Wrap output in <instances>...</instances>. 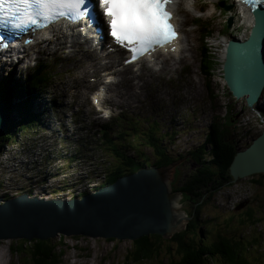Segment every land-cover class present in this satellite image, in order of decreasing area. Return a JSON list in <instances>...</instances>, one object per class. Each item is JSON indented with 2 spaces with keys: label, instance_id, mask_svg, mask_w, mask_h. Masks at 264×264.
Instances as JSON below:
<instances>
[{
  "label": "rangeland",
  "instance_id": "374dc122",
  "mask_svg": "<svg viewBox=\"0 0 264 264\" xmlns=\"http://www.w3.org/2000/svg\"><path fill=\"white\" fill-rule=\"evenodd\" d=\"M196 2L203 7L202 15H198L199 13L196 11L198 6L195 4H192L196 7L193 12L191 8H187L188 1L182 2L181 0L177 6V11L180 13L178 20L182 26V32H186V41L189 43L187 46L188 53L190 52L189 56L182 61L181 65L182 67L188 62V65H191L188 66L185 74L181 73L180 66H178L173 72L169 71V69H164L162 72H157L158 74H155V77L149 78L146 75V68L144 66L141 70L129 68L134 73H141L134 79L132 84L131 82H126L128 85L126 87L122 73L110 76L104 73L106 71L104 66L109 65L108 60L112 58H104L101 61L98 74L86 73L90 69L93 70V66L98 63L97 60L93 61L90 57H83L84 62L80 64L74 62L73 66L71 65L72 62L62 61L64 60L62 55L67 53L69 43H67L66 48L62 49L56 47L55 44L41 45L38 49L31 48L25 54L21 53V55L24 54L26 56L14 63H11L9 61L10 59L0 57V63H2L0 65V81H8L11 79L16 83L39 65L48 66V75L52 76L49 81L42 83L41 89L37 90L36 95L33 97V110H36L35 107H40V111L44 108L48 109V112L45 110V113L43 111L40 116L42 125L38 129L36 128L37 130H35V126L28 129V126L23 125L22 130L26 131L28 129V131L26 133H20L17 136V140L13 142L14 144L9 143V145H5L6 147L2 146L3 150L1 149L0 152V185L3 184L5 190L0 191V198H4L2 196L4 194L13 196L22 192L38 196L31 191V189H37L41 191L38 197L51 199L53 197L46 193L45 189H52L61 198L67 199L72 197L69 194V190L72 188L71 185L75 186V190H80L76 187L78 182L83 183L89 188L90 185L85 182L89 179V175L94 177L99 173L103 174L105 169L108 168L101 163L103 161L100 160L102 157L100 156L102 153L100 149H91L96 151L97 154L95 156L99 159L88 152L87 156L92 154V158L87 161L88 166H78V169L73 168L74 165L71 162L68 163L66 161L64 164L58 165L53 164L52 160L59 157L57 155V153L59 154V150L62 154H64L63 150H66L68 152L67 155L74 153L76 139H81V136L83 137L85 132V134L91 135L90 131H95L97 125L112 122L111 116H117L124 112V110H127L128 113L140 114L142 118L141 128L146 129L150 124L154 132H157V130L156 125L152 121L157 119L161 124V132H163L161 135L167 140L165 144L169 145L175 154L179 151H186L200 146L204 141V135L208 125L216 119L222 121L224 119V106L226 103H231L233 113H237V115L234 117V120H231L233 127L231 128L230 137L239 148L248 147L252 139L259 135L264 128V93L259 99V103L254 107L255 110L261 109L262 115H259V113H255L251 108H248L245 98L239 100L233 99L219 82L218 74L214 72L212 76L214 77V93L216 94V99L212 100L208 96L209 91H207L205 86L206 79L198 70V65L203 52L207 53L206 58L209 60V62L206 59L204 60V64L206 65L212 66L211 60L216 63L220 57L222 60V50L218 38H224L225 40L232 36H243L244 38L248 35L250 27L246 26L243 17H241V9L238 4L233 3V0H227L225 3V5H231V9L225 10L223 8L222 12L219 9L221 0H219L218 4H216V0H196ZM190 3H193V0ZM221 4L224 6L223 2ZM182 5L187 9L181 7V10H179V6ZM185 10L188 13L192 12L191 15L186 13ZM196 18H199L198 21L204 26H210L208 29H211V33L204 39L205 41L208 40V43L203 44L204 40L200 37V30H198L197 25L194 26L192 24V21H197ZM228 19H230L229 31L223 33L221 29L225 25L227 27ZM183 24H187V26ZM96 51L99 52V49L97 48ZM118 55L116 54L114 57ZM183 57H185L184 52ZM69 58L72 57H67L66 59ZM167 67L169 68V65H166ZM95 76H99L102 79V83L107 81L111 76L114 78L115 87H110L107 100L104 104V110H111L112 114L104 112L102 116L97 115L95 109L90 104L89 93L92 91V86L90 85L97 83V80H94ZM71 103L74 104L75 110L68 107V104ZM147 105H150V109L155 113L153 114V118L150 117L147 111ZM144 115L147 119H145ZM15 116L19 120L18 114H15ZM5 118H8L6 117V112ZM4 123L5 131L8 120L5 119ZM19 125H17V128ZM135 126L137 130L132 136H124L121 140H110L107 143L109 152L115 159H117V155L120 157L127 155L126 149L129 156L137 155L140 159L146 158V155L142 153L139 142L143 140L140 138H144L147 131L140 130L137 124ZM81 128L85 129L82 130ZM172 129L174 130L172 131ZM168 131H176V134L168 133ZM98 147L105 150V139L102 138ZM143 150L148 156L151 155L149 149L143 148ZM103 153L105 159V151ZM108 160L113 163L111 158H108ZM40 163H43L47 167L43 168ZM178 166H180V169L177 168ZM63 168H66L64 171L67 176L62 175L60 177L63 178H60L59 171ZM175 168V176L171 180L172 188L178 170L180 172L190 170L189 157L174 162L173 173ZM80 173L82 175H79ZM261 174L264 175V173L251 175L243 185L241 184V179L247 177L238 178L230 186L225 185L220 192L219 198L221 202L225 200L231 201L234 194L240 192L241 194H248L249 197L255 194V200L250 205L253 207L251 209L252 211L254 209L257 210L259 207L258 204L264 198V188L258 187L253 181V178L254 175L262 177ZM55 176L56 179L53 178ZM88 183L92 184V186H97L96 180L88 181ZM179 200L180 203L176 204L177 208L190 211L191 205L186 201L187 199L184 196L182 197V194H180ZM244 200L245 198L242 199V205H244ZM237 215L234 213L229 214L228 212L226 214L225 211L210 206L204 207L201 210V217L209 219L204 224L207 229L214 231L215 229L235 228L234 235H237L239 230L244 231L246 229V227H242L245 224L237 221L239 220ZM244 218L245 216L242 217V219ZM78 236L65 235L62 239L64 246L61 247L65 251L60 264H166L167 262V257L162 254L159 258H151L148 261L128 262L125 253L130 248L131 240ZM50 238L57 242L59 236ZM255 239H257V243L253 244L250 249H246L247 245ZM7 240L0 241V260H5L4 264H17L18 258L15 256V253L12 254L9 250L11 241L15 239L11 241ZM243 245L242 255L247 256L249 262L253 263L257 260H260L259 264L264 262V223L262 227L259 226L257 228V231L250 228L248 240Z\"/></svg>",
  "mask_w": 264,
  "mask_h": 264
},
{
  "label": "trees",
  "instance_id": "16d2710c",
  "mask_svg": "<svg viewBox=\"0 0 264 264\" xmlns=\"http://www.w3.org/2000/svg\"><path fill=\"white\" fill-rule=\"evenodd\" d=\"M225 2H227V0H224V4ZM219 9L222 12V8L219 7ZM198 20L199 19H197L194 26L197 25L198 30L201 32V37L211 33V29H208L210 26H204ZM228 31L229 29L226 25L221 29L223 33H227ZM206 57L207 53L203 52L201 61H199L198 70L200 72L202 70V73L210 78L209 69H211L212 66L204 64L205 59L209 62ZM35 68L36 69H32L30 73L24 75L23 78L19 79L16 83L11 79L8 81H0V101L4 103L6 116L8 117V125L5 132L0 137V152L1 149L3 150L2 146L4 147L6 144L14 142L13 140L16 141L20 133H26L29 128H33L32 126H35V130L39 128L40 116L46 108L42 111H39V109H41L39 107L33 110V97L36 95L37 90L41 88L42 83L50 79V75H48V66L39 65ZM206 77L205 86H208V91L211 92L209 86L210 79ZM14 113L18 114L19 120L16 116L14 117ZM153 114L155 113L152 112V115ZM230 114L231 108L228 105L227 115L222 121L216 119L212 123L209 132L205 135L203 144L191 150L179 151L177 154H174L170 146L165 144V137L159 132V122L156 120L153 121V123L156 125L157 132H154L150 126L147 129L141 128L139 124L142 123L139 122V119L142 118H140L139 115L127 117L126 115L118 114L113 117L116 121L115 123L100 127L99 131L103 133V137L108 143L110 140H121L124 136H132L136 133L137 128L135 124H137L140 130L147 131L144 138H140L143 140L139 142L142 153L144 154L142 147L148 148L151 150L152 158L147 155L145 159H140L137 155H125L124 157L117 155V159H115L116 164L109 169H105L103 173L105 179L93 189L99 188L104 184H111L115 182L119 176L133 173L143 166L155 165L168 167V165L172 166V163L179 159L189 157L192 167L188 171L180 172L178 170L172 188L173 192L178 191L191 205L190 211L183 209L184 213L188 216L185 228L174 233L169 238H164L158 234H148L131 241L130 248L125 253L128 262L148 261L151 258H159L162 254L167 257L166 264L260 263V260L253 263L249 262V258L242 255V250L244 249L243 244L248 240L250 228L257 231V228L259 226L262 227L264 223V198L260 204H258V209H254V211L251 210L253 207L250 204L255 200V194L252 197H249L247 194L243 202L244 205L230 203V201H225L221 204V199L219 198L220 189L222 187L236 182L230 173V164L239 147L230 137L232 125V117ZM18 124L20 125L17 128ZM23 125L28 126L26 131L22 130ZM128 128H130L129 133L127 131ZM90 137L92 139L84 138V141H86L88 145L93 146V137H95V135H91ZM88 145L84 144V146ZM82 152H84V148ZM181 153L183 154L180 155ZM106 176L108 178H106ZM261 176L262 177H258L254 175L253 181L258 187L264 188V175L261 174ZM170 185L172 187V183ZM78 188L80 190L71 188L69 194L71 196H79L81 194L80 191L85 194L89 190H92L91 187L88 188L85 186H79ZM3 189V184H1L0 190ZM2 196L4 197L3 199L11 197L8 194ZM209 206L221 209L225 211L226 214L227 212L229 214H238L237 218H239V220L237 221L241 224H245L242 227H246V229L244 231L239 230L237 235L233 233L235 228L215 229L214 231H210V229L204 226L209 219L201 217L202 208ZM244 216L245 218L242 219ZM56 236H59L57 242L52 238L12 240L9 245V250L12 254L15 253V256L18 258L17 264H60L65 251L61 247L64 246L62 244V239L65 235L58 233L54 237ZM255 243H257V239L249 243L246 249H250ZM261 264H264V262Z\"/></svg>",
  "mask_w": 264,
  "mask_h": 264
},
{
  "label": "water",
  "instance_id": "95a60500",
  "mask_svg": "<svg viewBox=\"0 0 264 264\" xmlns=\"http://www.w3.org/2000/svg\"><path fill=\"white\" fill-rule=\"evenodd\" d=\"M219 6L228 10L225 5ZM247 6L252 15L248 35L227 39L222 60L223 66L229 65L226 74L232 93L237 98L247 95L246 103L252 106L264 85V59L258 47L264 42V0L255 5L249 1ZM229 24L230 19L227 28ZM254 52L253 60L244 63ZM5 112L0 101V137L5 132ZM230 173L234 180L264 173V131L248 149L236 153ZM176 196L170 191L167 172L159 166L120 176L113 184L79 198L46 199L26 192L1 197L0 240L48 239L58 233L131 241L148 234L169 238L181 231L188 219L179 216L174 207Z\"/></svg>",
  "mask_w": 264,
  "mask_h": 264
},
{
  "label": "bare ground",
  "instance_id": "6f19581e",
  "mask_svg": "<svg viewBox=\"0 0 264 264\" xmlns=\"http://www.w3.org/2000/svg\"><path fill=\"white\" fill-rule=\"evenodd\" d=\"M186 2L188 1V6L187 8H191L192 9V12L193 10H195V6H193L192 4H195L198 6V8H196L197 12L199 13L198 15H202L203 13V7H201V5H198L196 0H193V3H190L191 0H182V2ZM234 4H238L239 7H240V11H241V17H243V21L246 23V26L250 27L251 26V22H252V15L250 13V9L248 6L244 5V3H242L240 0H233ZM181 2V0H172L171 3H169L167 6H169L171 8V12L173 14V16L175 17L174 19V24H175V27H176V41H175V44L172 45V46H166L163 50V52L161 54H158L156 55V59L153 61V64H154V68L155 69H152L150 67L146 68L145 71H146V75H148L147 77L149 78H152V77H155V71L157 72H162L164 69H169V71H174L176 69V67L180 66V71L181 73L185 74L186 71H187V68L188 66H191V65H188L189 62L186 64V65H182V61H184L188 56H189V53H188V41L187 40V37H186V32H182V26L180 25V21L178 20V15L180 14L178 11H177V6L178 4ZM219 0H216V4H218ZM203 3V2H202ZM221 4V2H220ZM219 4V5H220ZM181 7H184L186 8L184 5L182 6H179V10H181ZM229 7L230 5L227 4L226 8L229 10ZM186 8V9H187ZM207 9V8H206ZM186 13L187 10H185ZM191 12V13H192ZM191 13H188L191 15ZM193 19V18H191ZM197 19V18H196ZM199 19V18H198ZM195 20V19H194ZM196 23V21H192V24L194 25ZM75 24L77 27H81V24L78 22V21H75ZM182 24V22H181ZM188 24V23H187ZM187 24H183V25H186ZM90 28L97 34V36H101L102 35V32H103V29H99V28H96V27H93L90 25ZM69 32V33H68ZM109 34H110V31H109ZM210 34V33H209ZM209 34H206L205 36L200 37L204 40L205 38L208 37ZM86 37H88V34H85ZM84 37V40H82V37L81 35L79 34V32L77 30L74 29V26H68L66 25V23L62 22V23H57L55 25H52L50 26L48 29L46 30H41V31H38V32H35L34 34H32L28 40L26 42H23V41H20L19 43H17L13 49H12V53H9L8 56H11L10 57V62L11 63H14L15 61L18 62L21 58L25 57L26 55L25 52L30 50L31 48H36L38 49L39 47H41V45L45 46V45H48V44H55L56 47L62 49V48H66L67 47V43H69L68 45V50H67V53L62 55V57L64 58V60L62 61H68V62H72L71 65L73 66V63H77V64H80L81 62H84L83 61V57H90L94 60H97L98 63L97 65H94L93 66V70L90 69L89 71H87L86 73H93V74H98L99 73V68L101 67V61L104 60V58H112V59H115L117 57L120 56L121 52L118 50V49H115L114 51H111V52H108L109 50V38H107V43L104 45V49L103 48H100L99 49V52L96 51V49L98 48V42L96 44V47L95 49L92 48V46L89 44V40L88 38ZM243 38V36L241 37ZM213 39V38H212ZM211 39V40H212ZM209 41L208 40H204L203 41V44L205 43H208ZM218 42H219V45L221 47V50H222V55H223V46L226 47V42L223 41V38H218ZM196 45V44H195ZM259 47V50L262 52V57L264 59V42H261L259 43L258 45ZM199 49V48H198ZM59 50V49H58ZM40 51V50H39ZM187 51V52H185ZM183 52L185 53V57H183ZM21 53H24L23 55H21ZM201 53V52H199ZM116 54H119L117 57H114V55ZM211 54H214V53H211ZM80 55V56H79ZM210 55V54H208ZM221 55V56H222ZM79 56V57H78ZM104 56V57H103ZM255 56V52H254V55L252 57H248L244 63H249L253 60ZM67 57H72V58H69V59H66ZM141 58H146L145 55H143ZM202 58V57H201ZM201 61V59H200ZM212 62V67L211 69H209V77H206L202 72L201 70V75L205 76L206 78H209L210 79V82H209V86H210V89H211V92H208V96L211 97L212 100H215L216 99V94L214 93V77L212 76V74L214 72H216L218 75L217 77L219 78V82L223 85V87L226 89L227 93L235 100H239V99H244L246 98L247 95H243L239 98H237L233 93H232V90L230 89L229 87V84H231V81L228 79L227 77V72H226V69L229 68V65H224L223 66V62L221 60V57L216 61V63L213 62V60H211ZM113 61L109 62V65H106L104 66V68H106V71H105V74H108L109 76L114 74V73H118V74H123V77H124V84L126 85V87H128L127 83L126 82H131V84L133 83L134 79L141 73H134L132 70L130 71L129 68H132L133 66L136 65V63L134 64H130V65H121V68H114L113 66ZM2 63H0L1 65ZM166 65L168 66L169 65V68L167 67L166 68ZM53 66V65H52ZM51 68V67H50ZM143 68V65H141V69ZM217 68V69H216ZM9 69V68H8ZM11 69V68H10ZM53 70V69H52ZM122 70V71H121ZM121 71V72H120ZM143 71V70H142ZM128 72V73H127ZM170 72V73H172ZM1 73V72H0ZM58 73H61V72H58ZM169 74V73H168ZM167 75V74H166ZM52 76L50 75V78ZM50 79H48L49 81ZM47 82V81H44V83ZM114 78L111 76L107 79V81L105 82H101V78L99 77L98 80H97V83H94V84H91L90 86H92V91L91 93H89V98H90V104L91 106L98 112V113H104V104L107 100V95H108V92L110 91V87L111 86H114L115 83H114ZM122 83V82H121ZM137 86V84H136ZM115 87V86H114ZM208 86H206V89L208 91ZM117 88V87H116ZM41 89V88H40ZM112 89V88H111ZM115 89V88H114ZM103 90V91H102ZM127 90V89H126ZM158 90V89H157ZM113 91V90H112ZM117 91V90H116ZM122 91V90H121ZM125 91V90H124ZM159 92V91H158ZM160 93V92H159ZM264 93V85L262 87V90L260 92V95H259V98L256 102L253 103L252 106H248V108H251L253 110V112L255 111V113H259V115H261V112H260V109L259 110H255L254 107L256 104L259 103V99L261 98V96L263 95ZM162 94V93H160ZM115 95V94H113ZM130 95V94H129ZM131 96V95H130ZM209 97V98H210ZM66 98V97H65ZM126 98V97H125ZM129 98V97H128ZM127 99V98H126ZM150 99V98H149ZM146 100L148 101V99L146 98ZM123 101V100H122ZM125 102V101H124ZM133 104V103H132ZM247 104V103H246ZM228 105L230 106L231 108V117H232V120H234V117H236L237 113H233V109H232V105L231 103H226L224 108V113H223V116L225 117L227 115V110H228ZM157 106V105H156ZM159 106V105H158ZM246 106V108H247ZM50 107V106H49ZM68 107L72 110H75V106L73 103L71 104H68ZM36 109L38 107H35ZM40 108V107H39ZM53 108V107H52ZM139 108V107H138ZM140 108H142L140 106ZM198 108V107H197ZM33 109V108H32ZM54 109V108H53ZM48 109H46L47 111ZM90 110V109H89ZM132 110V109H131ZM40 111V109H39ZM50 111V110H49ZM146 111V110H145ZM144 111V112H145ZM147 111L149 112L150 114V117L153 118V115H152V112H154L153 110L150 109V105H147ZM195 111V110H193ZM191 111V112H193ZM197 111V110H196ZM243 111V110H242ZM48 112V111H47ZM135 112V111H134ZM45 113V111L43 112ZM93 113V112H92ZM161 113V112H160ZM91 114V112H90ZM122 115H126L127 117H130L132 115H139V117L141 118V115L140 114H133V113H128L127 110H124V112L120 113ZM143 115V114H142ZM239 115V114H238ZM91 116V115H90ZM89 116V117H90ZM257 116V115H256ZM114 116H111V119H112V122L110 123H103L101 125H97L95 131L91 132V135L95 137H93V141H94V145L93 146H90L88 145V143L86 141H84V138L85 139H90L91 135H87L84 133L83 137L81 136V139H76L75 140V150H74V153H71L69 155H67L68 152H66V150H63L64 154L61 153V151L59 150V154L57 153V155L59 157H57V159L55 160H52V163L53 164H58V165H62L64 164L66 161L68 163H73L75 169H78L77 167L78 166H81V167H85V166H88L87 164V161L89 159L92 158V154L93 156H95L96 151L94 150H91V149H94V148H98L100 149V152L102 156L101 157V162L102 164H104L105 166H107L108 168L112 167L113 165L116 164V160L115 158L113 157V155L109 152V149H108V146H107V141L106 139L103 137V133L99 131L100 127H102L103 125H110L112 123H115V119H113ZM119 117V116H118ZM135 117V116H134ZM143 117V116H142ZM145 117V115H144ZM257 117H260V116H257ZM120 118V117H119ZM95 119V118H94ZM122 119V118H121ZM119 119V120H121ZM145 119H147L145 117ZM156 121H158L157 119H155ZM154 120V121H155ZM95 122V120H93ZM123 121V120H122ZM121 121V123H122ZM139 122H141V119H139ZM149 122V121H148ZM153 122V121H152ZM151 122V123H152ZM159 122V121H158ZM233 123V122H232ZM241 123V122H240ZM123 124V123H122ZM42 125V121H41V118L39 120V126ZM121 125V124H120ZM212 123L210 125H208V127L206 128V132H205V135L209 132V128L211 127ZM125 126V125H124ZM139 126L141 127V124H139ZM150 126V124H149ZM165 127V126H164ZM233 127V125L231 126V128ZM124 128V127H123ZM149 128V127H148ZM163 128V127H162ZM235 128V127H234ZM82 129V128H81ZM130 128H128V133L130 132L129 131ZM147 129V128H146ZM93 130V129H91ZM98 130V131H97ZM174 129H172L173 131ZM88 131V130H87ZM172 131H168V133H172V134H176V131L172 132ZM248 131V130H247ZM264 131V128L261 130V133L259 135H257L252 141L251 143L248 145V147H245V148H239L237 152H240V151H244L246 149H248L262 134V132ZM159 132L160 133H163L161 132V124L159 122ZM164 133H167V132H164ZM252 133V132H251ZM205 135H204V140H205ZM80 136V135H79ZM98 136V138H96ZM172 137V135H171ZM105 139L106 141V148L105 150H103L101 147H98L101 140ZM15 139V138H14ZM92 139V138H91ZM203 139V138H202ZM62 140V139H61ZM115 140H119V139H115ZM15 141V140H13ZM165 141H167L165 139ZM32 142V141H31ZM13 143V142H11ZM204 141L201 143L203 144ZM14 144V143H13ZM84 144L88 145V146H84ZM200 144V145H201ZM9 145V144H8ZM238 146V145H237ZM6 147V146H5ZM199 147V146H198ZM84 148V152H82V149ZM145 148V147H142V149ZM195 148V147H194ZM192 148V149H194ZM148 149V148H146ZM171 149V148H170ZM127 150V149H126ZM150 150V149H149ZM191 150V149H189ZM10 151V150H8ZM103 151H105V154H106V158L104 159V153ZM151 151V150H150ZM88 152L92 153V154H89L90 156H87ZM145 155H147L145 152H144ZM177 154V153H176ZM183 153H181L180 155H182ZM128 155V153H127ZM236 155V154H235ZM148 156V155H147ZM97 157V156H95ZM150 158H152V156H148ZM108 158H111L113 160V163L110 162L108 160ZM12 159V158H11ZM97 159H99L97 157ZM104 159V160H103ZM69 160V161H68ZM187 161V160H186ZM81 162V163H80ZM40 165L43 166V168H46L47 166H45L43 163H40ZM183 165V164H182ZM41 166V167H42ZM70 166V165H69ZM173 166H174V163H172V166H169L168 167H162V169H164L167 174H168V185H169V188H170V191L171 193H177V196H176V199L175 201L173 202V205L174 207L177 209L178 213H179V216L183 217H188L187 214H182V209L181 208H177L176 204H179V196H180V193L178 191L176 192H173L172 190V187H171V180L172 178H174L173 176H175V172H176V168H175V171L173 173ZM184 166V165H183ZM80 167V168H81ZM150 167H153L156 169L155 166L153 165H148V166H143L141 168H139L138 170L140 169H148ZM189 167H191V164H190V161H189ZM177 168L180 169V166H178ZM66 168H63L59 171V177L62 176V175H66V172L64 171ZM42 170V169H41ZM137 170V171H138ZM43 171V170H42ZM76 172V171H75ZM136 172V171H135ZM135 172L133 173H129V174H126V175H123L122 177H125V176H128V175H131V174H134ZM79 175H82V173H80ZM67 176V175H66ZM251 175H246V176H243V177H238L239 179L241 178H245V179H241V184L243 185L247 179L250 177ZM54 179H56V176L53 177ZM60 178H63V177H60ZM59 178V179H60ZM106 178H108L106 176ZM238 178H236L235 180H237ZM105 179V175L104 174H97L95 175L94 177H91L89 175V179L86 180L85 182L90 185L89 188L91 187L92 190H89L88 192H86L87 194L95 191V190H99L103 187V185L99 188H96V189H93L97 186H92V184L88 183V181H94L96 180V185H99V183ZM9 182V181H8ZM7 182V183H8ZM114 183V182H113ZM111 183V184H113ZM233 184V183H232ZM232 184H229L227 186H230ZM30 185V184H28ZM241 185V186H242ZM79 186H85L83 183H79L78 182V185L76 187H79ZM72 187V185H71ZM86 187V186H85ZM72 188H75V186H73ZM224 187H222L220 189V192L222 191ZM5 190V189H3ZM1 191V190H0ZM32 193L36 194V195H40L41 194V191L40 190H37V189H31ZM45 192L50 194L54 199H61V196L55 192L54 190L52 189H45ZM76 192V191H75ZM82 193V192H81ZM241 193V192H240ZM220 194V193H219ZM238 194V193H237ZM73 195V194H72ZM75 198H79L78 195H75L73 196ZM49 199V198H48ZM227 201V200H225ZM224 201V202H225ZM224 202H221V204H223ZM230 203H237L238 205H242V199L239 197V196H234L233 198H231V201ZM179 206V205H178ZM188 221L185 220L183 222V228H185V224L186 222ZM6 239H1L0 241H3ZM9 241H11L12 239H8ZM7 240V241H8ZM262 257V256H261ZM251 260V259H250ZM4 261L5 260H0V264H4ZM263 263V262H262Z\"/></svg>",
  "mask_w": 264,
  "mask_h": 264
},
{
  "label": "snow or ice",
  "instance_id": "6c2138e0",
  "mask_svg": "<svg viewBox=\"0 0 264 264\" xmlns=\"http://www.w3.org/2000/svg\"><path fill=\"white\" fill-rule=\"evenodd\" d=\"M100 2L108 18L110 35L116 43L128 48L132 60L175 39L174 26L169 22L172 14L167 10L172 0ZM88 13L87 0H0V29L20 33L43 26L41 20L46 24L67 17L75 22Z\"/></svg>",
  "mask_w": 264,
  "mask_h": 264
},
{
  "label": "built area",
  "instance_id": "2783aa9c",
  "mask_svg": "<svg viewBox=\"0 0 264 264\" xmlns=\"http://www.w3.org/2000/svg\"><path fill=\"white\" fill-rule=\"evenodd\" d=\"M223 41L225 42V39L223 38ZM223 53H224V46H223ZM247 194H241V193H238V194H234V196H239L241 199H244L246 197Z\"/></svg>",
  "mask_w": 264,
  "mask_h": 264
},
{
  "label": "clouds",
  "instance_id": "9594fccd",
  "mask_svg": "<svg viewBox=\"0 0 264 264\" xmlns=\"http://www.w3.org/2000/svg\"><path fill=\"white\" fill-rule=\"evenodd\" d=\"M155 166V165H154ZM156 167H159V166H156ZM120 177V176H119ZM104 183V182H103ZM105 185V184H104ZM22 193H24V192H22ZM84 193V192H83ZM20 194V193H19ZM86 194V193H85ZM17 195V194H16ZM14 196V195H13ZM12 197V196H11ZM74 236V235H73Z\"/></svg>",
  "mask_w": 264,
  "mask_h": 264
},
{
  "label": "flooded vegetation",
  "instance_id": "af4514ba",
  "mask_svg": "<svg viewBox=\"0 0 264 264\" xmlns=\"http://www.w3.org/2000/svg\"><path fill=\"white\" fill-rule=\"evenodd\" d=\"M222 61H224V60H222Z\"/></svg>",
  "mask_w": 264,
  "mask_h": 264
}]
</instances>
